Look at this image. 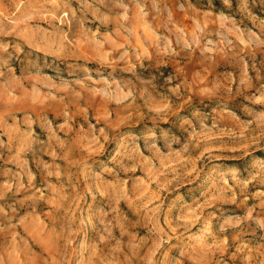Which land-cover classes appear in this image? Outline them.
<instances>
[{
    "label": "rangeland",
    "instance_id": "1",
    "mask_svg": "<svg viewBox=\"0 0 264 264\" xmlns=\"http://www.w3.org/2000/svg\"><path fill=\"white\" fill-rule=\"evenodd\" d=\"M0 264H264V0H0Z\"/></svg>",
    "mask_w": 264,
    "mask_h": 264
}]
</instances>
